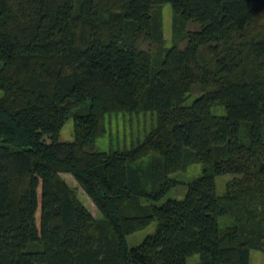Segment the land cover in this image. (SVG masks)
<instances>
[{"label":"trees","instance_id":"1","mask_svg":"<svg viewBox=\"0 0 264 264\" xmlns=\"http://www.w3.org/2000/svg\"><path fill=\"white\" fill-rule=\"evenodd\" d=\"M0 90V264H264V0H0ZM119 112L155 123L97 149Z\"/></svg>","mask_w":264,"mask_h":264},{"label":"rangeland","instance_id":"2","mask_svg":"<svg viewBox=\"0 0 264 264\" xmlns=\"http://www.w3.org/2000/svg\"><path fill=\"white\" fill-rule=\"evenodd\" d=\"M162 24L164 37L167 44L171 43L172 38V11L170 4L166 3L162 6ZM1 96V90H0ZM191 98H189L190 100ZM215 113H222L221 107H214ZM155 123V116L150 112L139 113H113L105 116L106 131L103 137L96 141V147L99 150H108L112 148L128 147L136 141L143 138L144 134ZM45 140H49L48 136H44ZM58 139L61 141H69L73 139V118H68L61 128ZM147 159V158H145ZM201 173V165L192 164L185 170L174 173L172 176L177 180V184L167 192L156 204L163 203L168 198L181 199L187 189V183L197 177ZM61 176L66 180L69 186L74 190L78 199L90 210L92 215L96 218L100 216L95 205L86 196L82 188L78 185L73 176L69 173H61ZM232 178L231 174L217 175L216 193L221 195L225 192L226 182ZM226 219H223L224 222ZM156 223L153 221L142 229H139L126 236V241L129 246L138 245L147 235H150L155 230ZM199 261L198 254L189 255L186 257L187 264H195ZM249 264H263V253L260 250L252 249L250 251Z\"/></svg>","mask_w":264,"mask_h":264}]
</instances>
